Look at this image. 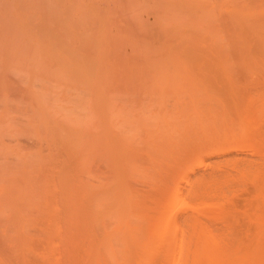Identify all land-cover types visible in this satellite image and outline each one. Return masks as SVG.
I'll return each mask as SVG.
<instances>
[{
    "label": "bare ground",
    "instance_id": "bare-ground-1",
    "mask_svg": "<svg viewBox=\"0 0 264 264\" xmlns=\"http://www.w3.org/2000/svg\"><path fill=\"white\" fill-rule=\"evenodd\" d=\"M29 1L30 4L37 6L35 0ZM32 1L35 3H31ZM45 1L47 2V0ZM13 2L12 0L11 3L14 4ZM46 2L41 0L39 4L37 3L39 7H37L38 10L36 9L37 12L30 11L34 7L33 5L31 8L30 5L25 4L28 6L25 9V2L20 3L18 7H23L22 12L24 14L21 13L16 17L14 15L13 18L23 21L24 29L20 33H18L19 30L17 31V20L15 21L16 28L14 20L11 19V11L14 10L12 8H17L10 7L8 10L11 16H0V38L5 41V45L3 41L0 43L5 46L3 49L18 50L23 54L26 53L27 57L33 55V57L29 56L32 59L28 58L29 61L34 60L36 62L35 59L40 58L37 61H43V66L45 64V67L42 66L43 70L40 69L41 73L47 66L51 65L48 58L53 59L62 67L61 71L64 74L61 75L59 72L60 74L55 76L56 83L59 81V75L65 76L64 80L68 79L70 83L68 85H71L72 90L70 91L77 92V96L79 94L84 96L82 97L83 101H79V106L83 104L81 112L76 109L79 112V117L82 114L80 119L77 117L78 115H72L76 113L74 108H68L71 109L70 111L65 110V112L71 113L70 116L67 115L69 119L78 120L75 122H78L80 127L85 123L81 129L76 123L75 126L79 131L71 130V132H76L75 135L73 132L70 134V129H68V133V130L65 131L56 126V122L60 120L55 121L50 117V115H54L56 118L58 116L53 113L49 115V111H51L49 108L52 106L47 108L46 100H44L47 98V96L44 97L45 94H43L44 99H42L37 91L39 97L37 100L33 99L35 103L39 100L38 105L34 103L37 106L36 115L39 116L35 115L36 118L41 117L42 123L46 125L52 121L53 124H56L48 125L49 134L47 137L50 135V140L53 141H49L50 146L51 142L54 145V147H47L48 153L54 155L57 152L58 156H62L59 154L62 153L59 150L63 148L66 155L73 156L72 159L70 158L71 161L76 159L80 165L76 163L77 168H71L68 166L67 156H65L63 159L60 157L62 160L59 158L52 162L53 165H49V167L52 166L50 167L52 169L45 172L43 166L47 162L43 163L44 157L37 153L39 149L35 144L37 141H35L34 145L37 148L33 145L35 148H33V152L39 154V156L36 154L38 159L34 164H30L29 170H24L25 173L21 171L22 175L17 174L26 175L24 176L26 178H24V186L21 189L9 188L4 199H0V264H139L137 257H144L145 254L151 256V253L153 255L154 252L158 251L159 246L162 264H264V163H262L264 162V158H262L264 149H261L264 148L262 147L264 144L260 141L264 138L260 139L259 137L260 140H257L258 136H250L254 140L251 142L252 145L257 142L255 148L259 145L258 143L262 145H259L261 148H258L261 149L260 158L262 159L260 161L252 159L253 163L252 161L249 162L251 159L244 161V163L246 162L244 165L246 169L242 170H245L246 175L240 170L243 162L239 168L247 180L249 177L251 178L254 187L251 197L253 198L251 199L252 205H249V207L253 206V210L251 209L249 213L245 214L246 219H244L247 225L245 222L243 228L240 226L239 229L238 223L236 226L232 225L233 221L237 222L235 221L237 219L234 218H230V223L225 224L226 218L229 219L233 212L230 211L232 214L229 216L228 210L225 211L224 208L219 207L224 211L218 209L215 210L216 212L210 213L208 210L209 213H207L212 216L216 213L222 216L223 222L226 220L223 225L227 228L222 227L224 230L220 228V231L218 229L214 231L203 221L204 219L202 220L203 214L199 210L201 208H196L193 210L198 213H191V215H187L186 220L184 219L189 228L184 237L185 228H182L179 222H177L178 224L175 222V218L178 216L175 212L176 206L181 207L185 204L184 194L182 195V191L179 189V181L172 183L171 178H169L170 180L167 179V182L168 180L171 181V185L169 182V184L163 183L166 189L161 182L158 183V185L163 186L159 185L158 188H161L159 190L163 192V188L164 191L166 190V195L168 194L165 208L157 205V211L155 207L153 208L155 212L146 211L144 215L140 216V223L134 225L128 219L130 211L124 205L125 199L121 187L123 183V169L121 168L125 163L121 161L130 158L131 160L129 159L127 162L131 164L132 161L136 166L135 161H139V156L138 153H134L141 143L147 148L178 144V147L187 151L186 147H189L190 150H188L187 155L186 153L183 155V159L186 156H188L186 159H189V163L185 159L187 169L184 165L176 164L179 167L182 166L183 169L178 168V170L182 169L183 173L186 174L187 171L185 172V170L189 168V170H193L191 169L193 166L202 164L204 157L208 154L233 148V146L236 147L238 142L240 144L241 141L246 140L243 137L242 140L241 136H245V131L248 133L258 116V111H255L256 114L253 111L254 116H247L252 113L250 109V113H248L247 108L252 106L254 110L255 107L257 108V105L254 106V104L259 100L252 103V100L258 99L257 97L252 99L249 94L248 97L252 100H247L252 101L253 105L248 102L252 106L249 107L248 104H245L247 108L245 106L243 109V115H246L244 118L245 129L248 128L245 131L240 127L241 123L233 130L235 122L227 113V109L224 108L217 115L211 110L207 112V107L213 99L219 103L222 102L223 96L224 100L235 107L240 101L235 90L237 83L247 80L253 82L256 81L255 76H261V78L264 76V0H72L69 5H66L65 0H54L56 4L49 0L54 5L53 8H49L50 6L46 5L48 4ZM11 3L7 7L11 6ZM8 10L4 8V12ZM1 51L3 50L0 49ZM15 51L12 52L15 53ZM12 52L9 55L13 54L11 57L14 59L23 55L21 53L18 56V53L15 58V54ZM34 56L35 59H33ZM37 56L39 58H36ZM41 56H44V59H41ZM46 58L49 60L48 64L44 63ZM17 61L11 62L20 63ZM35 62L34 65L37 63ZM27 63L32 65L31 62ZM38 65L40 64L37 63L36 70L41 67ZM50 69L52 72L53 68ZM69 69H71L70 72ZM56 70L55 72H57ZM25 72L27 73V70ZM51 72L46 73L52 76ZM21 78L23 77L21 76ZM38 79L40 80L39 77ZM36 80L34 82H38ZM45 81L47 82V80ZM64 83L62 86L65 85ZM50 86L48 85V88ZM56 86L58 87V85ZM62 86L60 85V89L58 88L60 91L64 87ZM11 87L9 89L12 92ZM18 89L14 91L18 92L20 90ZM218 90L220 97L216 95L219 94ZM44 92L46 93L45 90ZM48 94L50 95L49 92ZM61 94L58 93L56 96L62 97L64 95V93ZM17 96L15 98L19 100L21 95ZM27 96L25 95V97ZM257 96H260L259 102L261 104L256 103L259 106H264V94ZM26 99L27 102L31 101V97ZM26 99L23 97L22 101L25 100V103ZM77 99L74 100L75 104ZM70 101L72 102V100ZM59 102L61 100L57 97L54 102L52 101V105L60 112L61 109L64 110L65 108ZM64 102L66 105H70L66 101ZM30 106L31 104L28 110L31 111ZM258 108L256 110H264V108ZM83 109H85V113H82ZM52 110L54 109L52 108ZM27 112L25 111V114ZM61 112L63 113V111ZM30 116L29 118H32ZM250 116L254 117V119L253 117L250 118V121H253L252 123L249 122L251 125L247 122ZM247 117L248 119H246ZM12 118L11 120L15 123L16 121L14 122ZM37 119L36 122H39L40 119H38L39 121ZM65 122L64 124H68ZM74 123L68 125L72 126ZM246 124L250 127L247 126L246 128ZM43 128L45 130L47 127L44 125ZM251 128L249 133L252 132ZM29 129L31 130V128ZM241 132L242 135H240ZM33 133L36 134L35 131ZM257 133L260 134L261 131ZM43 134L44 132L42 136ZM143 134L144 137L141 139L140 136ZM193 136L194 139L196 137L197 142L192 138ZM185 138H192L194 142L188 140L187 146ZM25 140L28 143V145L25 144L27 147L31 142L28 137L24 139V142ZM248 140H246L247 143L252 141L250 138ZM45 141L42 140L43 146L46 145ZM124 141H128V143L125 144ZM134 142H136V149ZM116 144H119V150H117ZM124 144L128 145V147L125 146V149L134 144L132 146L135 149L134 155L129 157L130 153H128L127 159L120 156L121 152V154L117 152L121 150L120 146ZM66 146L70 151L66 150ZM254 147L251 148L254 149ZM29 148L27 147L28 151ZM36 149L38 150L35 151ZM43 149L41 148V150ZM66 151L72 153H66ZM126 151L123 152L125 155L129 150ZM93 153L100 154L101 158L103 156L101 160L107 161L106 166L99 160V156L98 159L96 157L94 160L101 161L105 167L108 166L109 172L107 168L105 171L111 173L106 178L104 176L103 181L100 180L102 176L99 175V179L96 180L97 184L93 180V183L87 179L88 182H86L84 177L87 173L82 174L84 179L80 173L82 172L81 166L87 167L92 162ZM46 154L45 156L48 158L50 155L48 154L47 157ZM31 156H33L32 152ZM35 158L36 156L33 157V159ZM22 159L24 160V158ZM74 161L71 163L75 164ZM14 162L16 163L15 159ZM59 163L62 164L61 168L58 167ZM16 164L14 165L12 162V165L22 167L21 163ZM131 165L133 166V163ZM23 166L26 165L23 164ZM78 166L81 168L80 172L77 170ZM177 166L175 168L169 167L171 169H167L168 172L177 170ZM126 167L130 171L133 169L128 163ZM36 168L39 173H43L36 174L34 172ZM57 168H60V171L63 170L59 177L60 183L57 182ZM7 170H1L0 173ZM124 170H126L125 176L128 175L129 170ZM136 170L135 172H138ZM75 171L80 173L79 177L85 180L84 183H79L77 179H74L78 176ZM11 172L8 170L7 176L13 175ZM106 172H104L105 175ZM93 174L98 177V173L93 172ZM210 175H208L209 177L203 176V174L199 175L191 187L192 196L202 202L208 197L211 191L210 187L212 189L214 187V191L215 188L222 190V187L219 186L223 185V181V183L227 181L225 178H220L223 180L220 182L219 177L215 176V179L213 174V176ZM169 176L171 177V175ZM18 179L17 185L22 182L21 179ZM211 180H217L221 184L219 185L216 181L218 185H215L217 183L214 182V185L211 186ZM57 183L61 185V195H59ZM160 191L157 193L161 196L162 192ZM213 202H215L214 199ZM206 217L212 218L211 216ZM242 220L239 219L238 221L242 222ZM179 224L181 230L184 231L183 233Z\"/></svg>",
    "mask_w": 264,
    "mask_h": 264
},
{
    "label": "rangeland",
    "instance_id": "rangeland-1",
    "mask_svg": "<svg viewBox=\"0 0 264 264\" xmlns=\"http://www.w3.org/2000/svg\"><path fill=\"white\" fill-rule=\"evenodd\" d=\"M3 1H4V4H3ZM12 1V0H11ZM11 1L10 0H8V1H6V0H0V16H11V19L12 20H14V22L16 21V22H18V24H17V26H18V29H17V31L19 30V32L18 33H20L23 29H24V24H23V21H22V19H13L14 18V15H15V17L16 16H18L19 14H21V13H23L22 12V8H20V7H18V6H20V3H23V2H25L24 3V8L26 9V6L28 5H30L29 7H31L32 8V5L33 4H30V1L29 0H26V1H24V0H13L14 2V4H12L11 3ZM17 1V2H16ZM34 1V0H33ZM31 2V3H35V2ZM36 1V5L37 6H34L33 8H35V9H28V10H30L31 12H35L36 11V9L38 10V4L40 3V1L41 0H35ZM5 2H6V4H5ZM19 2V3H18ZM26 2H28V3H26ZM44 2H46L45 0H44ZM52 2H54V0H52ZM52 2L50 3L49 2V0H47V2L46 3H48V4H46V5H48V6H50L49 8H53L54 7V5L52 4ZM10 3H11V6H9V7H7V5H10ZM38 3V4H37ZM50 3V4H49ZM65 3H66V5H69V4H71L72 3V0H65ZM25 4H27V5H25ZM54 4H56V2H54ZM3 6V8L1 9V7ZM5 6V7H4ZM27 6V7H28ZM40 6V5H39ZM55 6H57V5H55ZM10 7L12 8V7H16L17 9H15V8H12V9H14V10H12L11 11V15L9 14L10 13V11L8 10V9H10ZM38 7V8H37ZM4 8H5V10H8V11H5L4 12ZM7 8V9H6ZM3 10V11H2ZM32 10H34V11H32ZM16 11V12H15ZM6 12H8V13H6ZM24 12H27L26 10H24ZM37 12V11H36ZM5 13V14H4ZM4 14V15H3ZM24 14V13H23ZM20 17V16H19ZM16 22L14 23L15 24V26H16ZM17 26H16V28H17ZM1 41H3V40H1V38H0V42ZM3 44L5 45V41H3ZM3 44H1L0 43V45H2V48H0L1 50H3V51H1L0 52V58H2V59H0V171L1 170H9V172H11V171H13V172H11V174H13V175H15L14 177H13V175H11V176H7V174H8V170L7 171H5V172H7V173H5L4 171V173H0V174H2V175H0V179H1V176H2V179L0 180V199H4V197L8 194V192H9V188H18V189H21L24 185H23V183L25 182V177L24 176H26V175H23V176H21L22 174H21V171H23V173H25L24 172V170H29L28 169V167H30V164H34L35 163V161L38 159L37 157L39 156V154H40V156H43L44 157V160L45 161H43V163H46V164H44V168H45V172H47L48 170H51L52 168H50V167H52V166H50L49 167V165H53V163L52 162H55V160L56 159H59L60 157L63 159L65 156H67L66 158H67V161H68V166H71V168L73 167L74 169H75V167L79 164V162L77 163V161H76V159H73V161H74V163L75 164H73V163H71V162H73V161H71V159L73 158V156L72 157H70L68 154L66 155L65 153H64V151H65V149H63V148H61L59 151L60 152H62V153H59L60 155H62V156H58V154H57V152L55 153V154H57V155H50L49 153H48V149H47V147L48 148H50V147H54V145L52 144V140H50V135H49V137H47V135L49 134L48 132H49V130H48V125H52L53 124V121H52V123H50V124H48V125H46V124H44V123H42V120L43 119H40V118H38V119H40V121L36 118V116H38V115H36V108H37V106L35 105V104H37V102H39V100L35 103V101L34 100H37V98L40 96V98H42V99H44L43 98V94H45L44 95V97H46L47 96V98H49V99H47V98H45L44 100H46V104H47V108H49V106L51 105L52 106V108L55 110H52V108H49V109H51V111H49V115L50 114H55V116H58L57 118L56 117H54V115H50V117H52V120L54 119L55 121L58 119V120H60L58 123L56 122V124L54 123L53 125H56V126H59V129L61 128V129H64L65 131H67L68 129H70V134L73 132V131H76L77 132V130L79 131V129H81V127H83V125L85 124V123H83V125L80 127V124L78 123V122H75V121H78V120H73L72 121V119H69V116H70V114L71 113H69L68 111H70L72 108H74V112H76V113H74V114H72V115H75L76 114V116L78 115V113L79 112H77V111H79L80 110V112H81V106L83 105H80L79 106V101L80 100H82V97H84V96H82V95H78L77 96V92L75 93V91H73V92H71L70 90H72L71 89V85H68V83H69V81H68V79H65L64 80V77L65 76H60L59 75V77H58V79H59V81L56 83V81H55V76L57 77V75L58 74H60L61 73V75H64V74H62L63 72L61 71L62 70V67H60L59 66V64L58 63H56L53 59L51 60L50 58H46L45 59V62L44 63H46V64H48V61H49V63L51 64H49L50 66H47V68L46 69H44V73L42 72L41 73V70L40 69H42L43 70V68H42V62L43 61H37V60H39L40 58L37 56L36 58H39V59H35V56H34V58L33 59H35L36 60V62L38 63V64H40L41 65V67L40 68H37V69H39L40 70V73H39V70H36V65H37V63L33 60V61H29L28 60V58H30L29 56H31V55H28V57H27V55H26V53H24L23 54V52H19L18 50H11V49H8V48H4L3 49V47H5ZM9 51H8V50ZM6 50V51H5ZM12 51H15V53L14 52H12ZM14 53L15 55H14V57L16 58V56H17V54H18V56H20L21 55V53L23 54V55H21L20 56V58L19 57H17L16 59H14V58H12L13 56V54H11V56L9 55L10 53ZM3 53V54H2ZM2 54V55H1ZM9 57H11L10 59H9ZM31 57H33V55L31 56ZM44 56H41V59L43 58ZM7 59V60H6ZM44 59V58H43ZM17 60H19V61H17ZM30 60H32L31 58H30ZM11 61H14V62H20V63H14V62H11ZM24 61V62H23ZM25 62H26V64H25ZM27 62H31L30 64H32V65H29V63H27ZM34 62L36 63L35 65H34ZM11 63V64H10ZM9 64H10V66H9ZM19 64V65H18ZM21 64V65H20ZM28 64V65H27ZM18 65V66H17ZM24 65H25V67H24ZM40 65H38V66H40ZM29 66V67H28ZM30 66H32V67H30ZM35 66V67H34ZM24 67V68H23ZM34 67V68H33ZM43 67H45V64H44V66ZM53 68L52 69V72H51V69L50 68ZM55 67H57L56 69H54ZM25 68H27L26 70H27V73L24 71V69ZM59 68V69H58ZM12 69V70H11ZM32 69V70H31ZM50 69V70H49ZM33 70H35V71H33ZM53 70H54V72H53ZM55 70L58 72H55ZM70 70L71 69H69V72H70ZM17 71V72H16ZM49 71L51 72V74H52V76L51 75H49L48 73H49ZM46 72H48V73H46ZM60 72V73H59ZM14 73H15V75H14ZM37 73H39V74H37ZM24 78H21V76ZM40 74H41V76H42V74H43V76L41 77L40 76ZM45 75V76H44ZM51 77H49V76ZM29 76V77H28ZM40 78V80H41V82H40V80L38 79V77ZM20 77V78H19ZM62 77V78H61ZM256 78V81H251V80H247V81H242V82H238L237 83V86H235V90L237 91V95L239 96V99H240V101H239V104H236L235 105V107H233V104H231L230 102H228V101H226V100H224V96H223V101L222 102H218V101H216V100H212V101H210L211 103L208 105V107H207V112L208 111H212L214 114H220V112H222L223 110H224V108L225 109H227L228 110V112L227 113H229L230 115H231V117L233 118V120H234V122H235V125H234V123H233V128L235 127H238V125H240L239 123H241V128L245 131V130H247L248 128H247V126H249V125H251V123L253 122V121H250V118L251 117H253L254 115H253V113L255 112V111H258L257 113V120H254V123H252V125H253V127L251 128L250 126V128L252 129V132H250L249 133V130H250V128H249V130H248V133L250 134H248L247 133V131H245L244 133H245V136H243L242 135V132H241V134L240 135H242L241 136V139H242V137H243V139H246L247 141H249L248 139L250 138L252 141H250V142H248L249 144H251L250 146H249V144L246 142V140H243V142L241 141L240 142V144H239V142H238V145L236 146V147H234L233 146V148L231 147V148H228V149H225V150H220V151H216V152H213V153H211V154H208L207 156H205L204 157V161H203V163L202 164H199L198 166L197 165H195V167L193 166V168H191V169H193V170H185V172H186V174L185 173H183V168H182V166L184 165V167H185V163L187 162L186 160H188V162L187 163H189V159H186L188 156H186V160L185 159H183L184 157H183V155L186 153V155H187V152H188V150H190L189 149V147H186V143H188V140L190 141L191 140V142H194L193 141V139H194V136L191 138V139H189V138H185V147L188 149L187 151H186V149H184V148H182V147H178V144H172V145H168V146H165L164 147V145L163 146H157V147H152V146H150V148H147V147H145L144 146V144H139V148L137 149V151L135 152L134 150L136 149V142H134L135 143V145H134V148L132 149L131 147L130 148H127L128 147V145H125L126 143H128V141L127 142H125L124 141V147L123 146H120L121 147V150L120 151H117L118 153H120L121 155L120 156H123V158H125V159H127L126 157H127V155H128V153H130L129 154V157L134 153V154H136V153H138V156H139V161H135V164H136V166L134 165V162H132L131 161V164L133 163V166L135 167H133L131 164H129V162H127V161H129V159H127L126 161L125 160H123V161H121L122 163H124V166L121 168L120 166V168L121 169H123L121 172H122V180H123V183H122V185H121V187H122V194L124 195V199H125V206H126V208H127V210L128 211H130L129 212V220L132 222V223H134V225H138L139 223H140V220H141V218H140V216L141 215H144V213L146 212V211H153V212H155L154 210H153V208L155 207V209H156V211L158 210V206L157 205H160V206H163L164 208H165V206H166V200L168 199L167 198V195H166V190L164 191V189H166V186L164 185V184H166V182H167V179H169V178H171L172 179V183L173 182H177V181H179V189H181V191H182V195L184 196L183 197V199H184V205L183 206H181V207H179L178 205L176 206L177 208H176V214L178 215V216H176V223L177 222H179L180 224H181V227L183 228H185L184 230H185V235H184V237L187 235V229H189L188 227H187V222L185 221L186 220V217H188L187 215H191V213L193 214V213H198V212H194L195 210H193V209H198V208H201V209H199L200 211H201V213L203 214V218H202V220L205 222V223H207V225H209V227H211V228H213L212 230H214L215 231V229H218V231H220V228L222 229V230H224L225 229V225H223L224 224V222H225V224H229L230 223V221H231V219L230 218H234V219H237V220H235V221H237V222H234L233 221V223H232V225L234 224L235 226L237 225L236 223H238L239 224V226H237V227H239V229H240V226H242L241 228H243V227H245V217H246V215L245 214H247V213H249L250 211H251V209L253 208V206H250L249 207V205H252V203H251V199H253V198H251L253 195V186H252V183H253V181L251 180V178L247 175V177H249L248 178V180H247V178H246V174L247 173H244V171L242 170V169H244L246 166H244L245 164H246V162L244 163V161H248V159H251L249 162H251L252 161V159H257L258 161H260V159H262V158H264V156H262V158H260V154H262V152L260 153V150L261 149H264V148H261V144L260 143H258L259 145H261V146H257L256 148L254 147L255 145H257L256 143L257 142H255V145H252V143L251 142H253L254 140L252 139L254 136L255 137H257L256 139L258 140L259 139V137H260V139L261 138H264V110H256L258 107H261V108H264V106H259V104H261V102H259L260 101V99H259V97L257 96V95H262V94H264V93H262V92H264V84H262V83H264V76H262V78H261V76H255ZM260 77V78H259ZM11 78V79H10ZM13 78V79H12ZM38 80V82H39V84H38V82H34V80H36V79ZM45 78H47V79H45ZM54 78V79H53ZM61 78V79H60ZM16 79V80H15ZM63 79V80H62ZM254 79V78H253ZM252 79V80H253ZM13 80V81H12ZM24 80V81H23ZM36 80V81H37ZM45 80H47V82L45 81ZM51 80H53V81H51ZM57 80V79H56ZM61 81H63V82H65L64 84L65 85H63L62 86V84H63V82H61ZM258 81V82H257ZM10 82V83H9ZM21 82V83H20ZM257 82V83H256ZM35 83H36V85H35ZM38 84V85H37ZM46 84V85H45ZM70 84V83H69ZM40 85V86H39ZM48 85L50 86V88H48ZM56 85H58V87L56 86ZM60 85L63 87L62 88V90L60 91L59 89H60ZM10 86H12L11 87V89L13 90L12 92L10 91V89H9V87ZM18 86H20V87H18ZM24 86H25V89H24ZM37 86V87H36ZM23 87V88H22ZM39 87V88H38ZM40 87H41V89H40ZM46 87V88H45ZM68 87H70L69 88V91H70V93H69V91H67L68 90ZM16 88V89H15ZM20 90H19V89ZM59 88V89H58ZM19 90L18 92H16V91H14V90ZM40 89V90H39ZM54 89H56L55 91H54ZM64 89V90H63ZM262 89V90H261ZM25 92H24V91ZM44 90L46 91V93L44 92ZM21 91V92H20ZM37 91H38V93H39V96H38V93H37ZM43 91V92H42ZM50 93V95L48 94V92ZM54 92H56V93H54V95H53V93ZM63 91V92H62ZM262 91V92H261ZM14 92V93H13ZM61 92H62V94L64 93V95H62L61 94ZM66 92V93H65ZM261 92V93H260ZM4 93V94H3ZM18 94L19 96L21 95V97H19V96H17L16 94ZM20 93V94H19ZM22 93V94H21ZM37 93V94H36ZM42 93V94H41ZM58 93H60L61 95H62V97H60V95L58 96H56V94H58ZM218 93L219 94H216L218 97H220V92H219V90H218ZM259 93V94H258ZM15 94V96H17V97H19V100L17 99V98H15V96H12V95H14ZM30 94H32V96H29ZM67 94V95H66ZM72 94V95H71ZM74 94H76V95H74ZM249 94H250V97L253 99V97L254 98H258V99H254V100H252V99H250L248 96H249ZM25 95H28L27 97H31V101L29 100V102H27L28 100L26 99L27 97H25ZM42 95V96H41ZM49 95V96H48ZM73 96V97H71L70 98V96ZM34 96V97H33ZM51 96V97H50ZM23 97H24V99H26V102L24 103V101H22V99H23ZM57 97H59L60 98V100H61V102H59V104H62L63 106H64V110H60V112H59V109L57 110V108L54 106L53 107V105H52V101L54 102V100H56L57 99ZM67 97H69V98H67ZM74 97H76V98H74ZM52 98V99H51ZM74 98V99H73ZM77 98H80V99H77ZM18 101H17V100ZM34 99V100H33ZM63 99V100H62ZM68 99H69V101L70 100H72V102L70 101H68ZM75 99H77L76 100V104H77V101H78V104H77V106H79L78 108H77V106H76V104L74 103V100ZM83 99H85V98H83ZM247 99H250V100H252L251 102L252 103H254V101L255 100H259V101H256L257 103H259V104H257L256 102H255V104H254V106H256L257 105V108L255 107V110L254 109H252V103L250 102V100H247ZM52 100V101H51ZM247 100V101H246ZM64 101H66L67 103H69L70 105H66L65 104V102ZM83 101V100H82ZM47 102H49V103H47ZM248 102H250L251 104L249 105V103ZM26 103H27V106H26ZM31 104V108H32V112L30 111V110H28V107H29V105ZM35 103V104H34ZM72 103V104H71ZM25 104V105H24ZM29 104V105H28ZM65 104V105H64ZM252 106V107H250V108H247V106ZM24 105V106H23ZM38 105V104H37ZM36 106V107H35ZM50 106V107H51ZM68 106V107H67ZM73 106V107H72ZM75 106V107H74ZM246 106V108L248 109V111H249V109L250 110H252L251 112L252 113H250V111L248 112V113H250V114H248L247 116H249V115H253V116H250L249 117V120H247V122H248V124L249 125H247L246 124V128L247 129H245V121H244V118H245V116L246 115H243V112H244V107ZM18 107H20V108H18ZM71 107V109H68V108H70ZM30 108V109H31ZM245 108V110L247 111V109ZM254 108V107H253ZM17 109V110H16ZM48 109V110H49ZM68 109V111H66V112H68V113H66L65 112V110H67ZM76 109H77V111H76ZM259 109V108H258ZM243 110V111H242ZM23 111V112H22ZM25 111H28L26 114H25ZM61 111H63V113H64V115H63V113L61 112ZM254 111V112H253ZM30 112V113H29ZM56 112V113H55ZM261 112V113H260ZM82 113H85V109H83L82 110ZM32 114V116H30ZM246 114V113H245ZM254 114H256V112L254 113ZM24 115V116H23ZM28 115V116H27ZM36 115V116H35ZM67 115H69V116H67ZM29 116L30 117H32V118H29ZM244 116V117H243ZM13 117V118H12ZM29 119H28V118ZM39 117V116H38ZM49 116H48V118H50ZM60 117V118H59ZM73 117V116H72ZM75 117V116H74ZM79 119H80V117H82V114H81V116L79 117V115L77 116ZM11 118L14 120V122L15 123H13V121L11 120ZM24 118V119H23ZM27 120H26V119ZM34 118H36L37 119V121H39V122H36V119H34ZM56 118V119H55ZM246 119H248V117L246 118ZM252 119V118H251ZM253 119H254V117H253ZM10 120V125H9V123H8V121ZM33 120H35V121H33ZM66 122H65V121ZM70 120H71V122H70ZM22 121V122H21ZM29 121V122H28ZM242 121H244L243 123H242ZM256 121V122H255ZM31 122V123H30ZM36 123V124H34V123ZM64 122L65 123H67L68 122V124H71V123H74V124H72V126L71 125H68V124H64ZM249 122H251V123H249ZM20 124V125H17V124ZM46 123V122H45ZM61 123V124H60ZM76 123L78 124V128L79 129H77V127L75 126L76 125ZM30 124V125H29ZM40 124H42L41 126H40ZM242 124H243V126H242ZM46 126L47 128L44 130V128H43V126ZM15 126V127H14ZM34 126V127H33ZM37 126V127H36ZM69 126V127H68ZM41 127V128H40ZM72 127H73V129H72ZM231 127V126H230ZM29 128H31V130L29 129ZM75 128H76V130H75ZM232 128V127H231ZM235 128L233 129V130H235ZM33 129H35V130H33ZM41 131H40V130ZM254 129V130H253ZM38 132H37V131ZM71 130H73L72 132H71ZM23 131V132H22ZM36 132V134H39V135H36V134H34L33 132ZM236 131H238V130H236ZM242 131V130H241ZM260 131H261V133H260ZM31 132V133H30ZM44 132V134H43V136H42V133ZM68 133H69V130L67 131ZM76 132H73L74 133V135L76 134ZM257 132H259L260 134H258ZM20 133V134H19ZM240 133V132H239ZM238 133V134H239ZM257 133V134H256ZM23 134V135H22ZM24 134H25V136H24ZM41 134V135H40ZM237 134V135H238ZM246 134H248L247 136H249V137H247L246 136ZM255 134V135H254ZM31 135V136H30ZM46 137H45V136ZM253 136V137H250V136ZM20 139H19V138ZM28 137V140L31 142V143H29V146H27L28 148L30 147L31 148V152H32V155L33 156H31L30 157V154H31V152H30V148H29V151H28V149H27V147H25L26 145H28V143H27V140H25V142H24V139H26V138ZM44 137V138H43ZM144 137V134L143 135H141L140 136V138L142 139ZM23 138V139H22ZM49 138V139H48ZM13 139H15V140H13ZM18 139V141H16ZM22 139V140H21ZM33 141H32V140ZM45 139H47L46 141H45ZM255 139V138H254ZM255 139V140H256ZM259 139V140H260ZM19 140H21V141H19ZM42 140L43 141H45L46 143V145H44L43 146V144H44V142L42 143ZM194 140H196V137H195V139ZM256 140V141H257ZM262 140H264V139H261L260 141L262 142V144H264V141H262ZM24 143H23V142ZM35 141H37L36 143H35ZM49 141H52L51 142V146H50V143H49ZM140 141V140H139ZM240 141V140H239ZM245 141V142H244ZM15 142V143H14ZM16 142H18L17 144H16ZM20 142H22V143H20ZM33 142V143H32ZM39 142H41L40 144H39ZM120 142V141H119ZM118 142V143H119ZM196 142H197V140H196ZM34 143L35 144H37V147H38V149H36L35 151H37V153H39V154H37L36 152H33L34 150H33V148H34V146L36 147V145H34ZM49 143V144H48ZM20 144V145H19ZM26 144V145H25ZM32 146H31V145ZM22 145V146H21ZM34 145V146H33ZM40 145H41V147H40ZM49 145V146H48ZM117 145V150H119L120 148H119V144H116ZM122 145V144H121ZM189 145H191L190 143H189ZM192 145H194L193 143H192ZM244 145V146H243ZM22 147L21 149H22V152H21V149H20V147ZM46 146V147H45ZM125 146H127L126 147V149H125ZM183 147H184V145H182ZM188 146V145H187ZM19 147V148H18ZM25 147V148H24ZM36 147V148H37ZM40 147V148H39ZM43 147H44V149H43ZM67 147V146H66ZM122 147H123V150H122ZM251 147H254V149H252ZM261 148L260 150L258 149V148ZM262 147H264V146H262ZM41 148L43 149V150H41ZM68 148V147H67ZM66 148V150L67 151H70L69 150V148L67 149ZM191 148H193L192 146H191ZM27 151H26V150ZM35 149V148H34ZM46 149V150H45ZM63 149V150H62ZM129 151H128V150ZM128 152H127V151ZM133 150V151H132ZM186 152H185V151ZM256 150H259V151H256ZM43 151H44V153H43ZM58 151V152H59ZM66 151V153H72V152H67ZM99 151H101V150H99ZM127 152L126 153V155H125V153H123V152ZM23 152H24V154L26 155V157H25V155L23 154ZM47 154H46V153ZM132 152V153H131ZM53 153V152H52ZM27 154H28V157H27ZM38 156H37V155ZM45 154L47 155V157L49 158H46V156H45ZM49 154V155H48ZM133 154V155H134ZM22 155V156H21ZM93 155H94V157H93ZM93 155L91 156V158H93V160H91L92 162L89 164V165H87V167H89L88 169H86L87 167H84V166H81L82 167V172H80L81 170V168L78 166V169L77 170H79V172L81 173V176H82V178L84 177V175L86 174V176H88L87 178H86V176L84 177L85 178V180L87 179V180H89V182L91 183H93V181H95L94 183H98V182H96V180H98L99 179V177L100 176H102V178H100V180H104L105 178H106V176H110L111 175V173L109 174V173H107L106 171H105V169L107 168V171H108V166L107 167H105L106 166V164H108L107 163V161L106 160H101L102 158H103V156H102V158L100 157L101 155L100 154H97V153H93ZM132 155V156H133ZM17 156V157H16ZM36 156V158L35 159H33V157H35ZM58 158H57V157ZM98 156H99V160H101L104 164H105V166H104V164H102V162L101 161H95L94 160V158L96 159V157H97V159H98ZM131 156V157H132ZM24 158V160L22 159V158ZM19 160H18V159ZM60 158V160H62ZM71 158V159H70ZM14 159H15V161H16V163L17 164H20L21 163V165H22V167H20V165H17L15 162H14ZM48 159V160H47ZM131 160V159H130ZM256 160V161H257ZM5 163H4V162ZM20 161V162H19ZM22 161H23V164L24 165H26V166H23V164H22ZM255 161V160H254ZM255 161V162H256ZM262 161V160H261ZM12 162L14 163V165L16 164L17 166H14V165H12ZM30 162V163H29ZM38 162V161H37ZM96 162V163H95ZM190 162H192V161H190ZM242 162H243V165H241V168H240V164H242ZM254 162V163H255ZM29 163V164H28ZM50 163H52V164H50ZM76 163H77V165H76ZM95 163V164H94ZM127 163H128V165L129 166H131L133 169V171L131 172L130 170H129V168H127L126 167V165H127ZM140 163V164H139ZM193 163V162H192ZM192 163H190V164H192ZM252 163H253V161H252ZM257 164H260V163H258V162H256ZM255 163V164H256ZM262 163H264V162H262ZM7 164H9V165H7ZM60 165L58 166V167H60L61 168V163H59ZM72 164V165H71ZM119 164H121V163H119ZM138 164H139V166H138ZM176 164H180V165H182V166H177ZM249 164V163H248ZM36 165H37V163H36ZM48 165V166H47ZM64 165V164H63ZM76 165V166H75ZM80 165V164H79ZM123 165V164H122ZM4 166V167H3ZM47 166V167H46ZM86 166V165H85ZM93 166V167H92ZM172 166H174V167H172ZM175 166H177L176 168H177V170H175L174 169V171L173 172H168L171 168H175ZM244 166V167H243ZM19 167V168H18ZM24 167V168H23ZM26 167V168H25ZM50 169H49V168ZM169 167H171V168H169ZM189 167V166H188ZM192 167V166H191ZM4 168V169H3ZM22 168H23V170H22ZM48 168V169H47ZM60 168H57V171H59V172H57L56 171V173L58 174H56L58 177H57V182L58 183H60V175H61V173L63 172V170L61 169V171H60ZM70 168V169H71ZM77 168V167H76ZM92 168H93V171H92ZM150 168V169H149ZM178 168H182V169H180V171L178 170ZM186 168V167H185ZM184 168V169H185ZM236 168V169H235ZM239 168H240V170L241 171H243V174H245V175H243L242 174V172L239 170ZM84 169V170H83ZM86 169V170H85ZM124 169H127V170H129V173H127L128 175H126L125 176V172H126V170H124ZM135 169H137L138 170V172H135ZM167 169H169V170H167ZM187 169V168H186ZM246 169V168H245ZM11 170V171H10ZM136 170V171H137ZM150 170H152V171H150ZM165 170H167V171H165ZM73 171V170H72ZM2 172V171H1ZM34 172L36 173V174H38L39 173V171H38V169L36 168V169H34ZM75 172H77V171H75ZM75 172H74V174H75ZM79 172H77V174H78V176L75 174V176H77V178L75 177L74 179H77V181H79V183L80 182H83L84 183V181L85 180H83V179H81V177H79L80 176V173ZM93 172H96V173H98L97 174V176L98 177H95L96 176V174H93ZM104 172H106L107 174L105 175V173ZM109 172V171H108ZM131 172V173H130ZM135 172V173H134ZM237 172H238V174H237ZM241 172V173H240ZM15 173V174H14ZM43 172H41V173H39V174H42ZM73 173V172H72ZM104 173V174H103ZM149 173V174H148ZM10 174V173H9ZM17 174H21V175H17ZM73 174V175H74ZM82 174H84V175H82ZM203 174V176H207V177H209L208 175L209 174H211L210 176H213L214 175V178L216 179V177L215 176H217V178L219 177V181L221 180V181H223L222 179L223 178H225V181L227 182H225V183H223L222 182V184L223 185H221V186H219V187H222V190H221V188H215V191H214V187H213V189L210 187V189H211V191H212V193L210 194V192H209V195H208V197L207 198H209V199H207V198H205V200H203V202L201 201V200H198V199H196L195 197H193L192 195L193 194H191L192 192H191V190H192V188L191 187H193L192 186V184L193 183H195V180H196V177H198L199 175H202ZM213 174V175H212ZM217 174V175H216ZM240 174V175H239ZM100 175V176H99ZM169 175H171V177L169 176ZM222 177H221V176ZM225 175V176H224ZM239 175V176H238ZM105 176V178H103ZM125 176V177H124ZM167 176H169V177H167ZM245 178H244V177ZM21 177H23L22 179H21ZM128 177V179H126ZM183 177V178H182ZM7 180H6V179ZM9 178V179H8ZM21 179L20 181H22L21 182V184L19 183L18 185H17V179ZM25 178V179H24ZM214 178H212V179H214ZM220 178H222V179H220ZM18 179V180H19ZM95 179V180H94ZM125 179H126V181H125ZM6 180V181H5ZM81 180V181H80ZM83 180V181H82ZM86 180V182H88ZM93 180V181H92ZM102 180V181H103ZM161 180V181H160ZM164 180H166L165 182H164ZM170 180V179H169ZM169 180H168V182H169ZM8 181V182H7ZM20 181H18V182H20ZM76 181V180H75ZM212 181V180H211ZM210 181V183H211V186H213L214 185V182L215 183H219V185L221 184L219 181H217V180H215V181H212L211 182ZM217 181V182H216ZM124 182H125V184H124ZM161 182V184L162 185H164L165 186V188L163 189L162 188V190H163V192L162 191H160L159 189H161V188H158V186L159 185H161V184H159L158 185V183H160ZM167 182V183H168ZM171 182V181H170ZM169 182V183H170ZM5 183H7L6 185H5ZM9 183V184H8ZM57 183V185H59V195H61V185L60 184H58ZM164 183V184H163ZM168 183V184H169ZM218 183L217 184H215V185H218ZM157 185V186H156ZM161 185V187H163ZM169 185H171V183L169 184ZM160 187V186H159ZM215 187H217V186H215ZM156 189V190H155ZM217 189V190H216ZM154 190L156 191L155 193H154ZM190 190V191H189ZM157 191H160V192H162V195L160 196V194H158L157 193ZM217 191V192H216ZM159 192V193H160ZM191 192V193H190ZM222 192V193H221ZM218 193V194H217ZM153 195H154V197H153ZM155 195H157V196H155ZM159 195V196H158ZM213 195V196H212ZM226 196V197H225ZM157 197V198H156ZM224 197V198H223ZM154 198H156V200H154ZM196 199V200H195ZM207 199V200H206ZM213 199H214V201L215 202H213ZM210 200V201H209ZM195 201V202H194ZM230 201V202H229ZM200 202V203H199ZM208 202V203H207ZM213 202V203H212ZM253 202V201H252ZM204 203V204H203ZM224 204V205H222V204ZM219 204H221V205H219ZM229 204V205H228ZM232 206H231V205ZM214 205H216V206H214ZM200 206V207H199ZM212 206V207H211ZM225 206H227V207H225ZM232 207V209H231V207ZM219 207H222V208H224L225 209V211H227L228 210V212L227 213H229V216L232 214L231 212H233V214L229 217L228 215V217H229V219H227L226 218V220L223 222V218L221 219V217L222 216H220V215H218L217 213H216V215H214V216H212V215H209L208 213H209V211H210V213H212V212H216L218 209L219 210H221L222 208H219ZM178 208H179V210H178ZM212 209V210H211ZM178 210V211H177ZM207 210V211H206ZM209 210V211H208ZM216 210V211H215ZM223 210V209H222ZM221 210V211H222ZM253 210V209H252ZM197 211V210H196ZM203 211H206L205 213L203 212ZM224 211V210H223ZM231 211V212H230ZM208 212V213H207ZM126 213V212H125ZM237 213V214H236ZM206 214H208V215H206ZM238 215L237 216V218H235L236 217V215ZM217 215H218V219H217ZM184 216V217H183ZM206 216H211L212 218L210 219L209 217H206ZM220 216V217H219ZM200 217H201V214H200ZM240 217V218H239ZM207 218V219H206ZM217 220H216V219ZM245 218V219H244ZM185 219V220H184ZM210 219V220H209ZM219 219H221L220 221H219ZM240 219V221L242 220V222H239L238 220ZM185 221V223H184V221ZM229 220V221H228ZM183 221V222H182ZM229 222V223H228ZM243 223V224H242ZM178 224V223H177ZM180 224H179V228H180ZM187 224V225H186ZM244 225V226H243ZM246 225H247V222H246ZM186 226V227H185ZM214 226V227H213ZM234 226V227H235ZM224 229H223V228ZM233 227V228H234ZM236 227V228H237ZM182 228H180V230L182 229ZM227 228V227H226ZM235 228V229H236ZM182 231V233L184 232L183 230H181ZM217 231V230H216ZM183 237V238H184ZM183 241L185 242V238L183 239ZM160 250H161V248H160V246H159V249H158V251L157 252H154V250H152L151 249V251H153L154 253H153V255H152V253H151V256H149V254H145V253H143V254H145V256L144 257H137V260L139 261V264H162L163 262H162V257H161V253H160ZM147 251V250H146ZM171 258H172V256H171Z\"/></svg>",
    "mask_w": 264,
    "mask_h": 264
}]
</instances>
